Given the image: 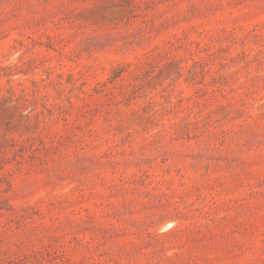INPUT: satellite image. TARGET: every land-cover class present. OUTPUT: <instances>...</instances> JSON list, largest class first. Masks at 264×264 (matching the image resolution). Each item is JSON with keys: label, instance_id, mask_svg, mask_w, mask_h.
Wrapping results in <instances>:
<instances>
[{"label": "rangeland", "instance_id": "rangeland-1", "mask_svg": "<svg viewBox=\"0 0 264 264\" xmlns=\"http://www.w3.org/2000/svg\"><path fill=\"white\" fill-rule=\"evenodd\" d=\"M0 264H264V0H0Z\"/></svg>", "mask_w": 264, "mask_h": 264}]
</instances>
